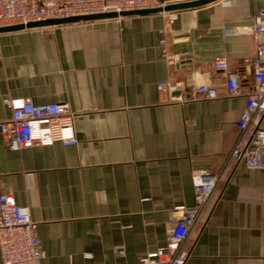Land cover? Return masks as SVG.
Returning a JSON list of instances; mask_svg holds the SVG:
<instances>
[{
  "label": "crops",
  "instance_id": "0c3cea01",
  "mask_svg": "<svg viewBox=\"0 0 264 264\" xmlns=\"http://www.w3.org/2000/svg\"><path fill=\"white\" fill-rule=\"evenodd\" d=\"M259 8L264 0H218L178 11L170 34L160 14L0 33V122L5 99L75 114V147L11 151L0 133V194L35 222L43 264H137L166 245L175 209L194 205L195 172L219 179L185 264H264V169L229 160L255 88L248 28ZM215 59L239 76L241 96L227 94ZM164 81L219 95L164 104Z\"/></svg>",
  "mask_w": 264,
  "mask_h": 264
},
{
  "label": "built area",
  "instance_id": "2783aa9c",
  "mask_svg": "<svg viewBox=\"0 0 264 264\" xmlns=\"http://www.w3.org/2000/svg\"><path fill=\"white\" fill-rule=\"evenodd\" d=\"M170 0H0V29L70 17L163 9ZM176 12H162L163 33L173 30ZM56 27L41 28L53 31ZM248 31L255 37L257 49L248 64L252 67L254 91L247 95L243 112L237 121L238 140L229 160L243 162L251 169H264V8L256 9L254 23ZM161 45L164 40H161ZM214 69L226 80L230 97L243 94L239 76L230 72L224 59H215ZM161 103H184L198 99L211 100L219 95L212 86L188 87L178 81L156 84ZM177 92V95L175 93ZM10 110L8 119L0 122V133L11 151L45 147L59 143L75 147V114L67 103L36 104L30 99H5ZM219 177L207 172L192 174L194 205L178 207L179 217L167 222V242L155 252L142 257L137 264H185L189 251L185 243L189 233L206 207ZM123 255L122 247L116 249ZM1 264H43L45 252L40 246L37 227L28 212L19 207L9 194H0Z\"/></svg>",
  "mask_w": 264,
  "mask_h": 264
},
{
  "label": "water",
  "instance_id": "95a60500",
  "mask_svg": "<svg viewBox=\"0 0 264 264\" xmlns=\"http://www.w3.org/2000/svg\"><path fill=\"white\" fill-rule=\"evenodd\" d=\"M218 0H196L184 3H175L165 6L163 9H152V10H140V11H132V12H122L120 14L109 13V14H99V15H91V16H80V17H70L65 19H54V20H46L40 22H32L26 25H16L7 28L0 29L1 32H12V31H22V30H30V29H41V28H49V27H58L63 25L76 24L80 22H91V21H99L106 19H115L118 17H127V16H136V15H153L160 14L162 12H178L183 10H192L198 9L200 7L206 6Z\"/></svg>",
  "mask_w": 264,
  "mask_h": 264
}]
</instances>
